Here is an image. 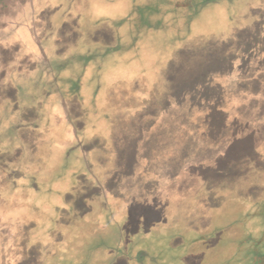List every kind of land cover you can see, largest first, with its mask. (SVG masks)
<instances>
[{"label":"rangeland","instance_id":"obj_1","mask_svg":"<svg viewBox=\"0 0 264 264\" xmlns=\"http://www.w3.org/2000/svg\"><path fill=\"white\" fill-rule=\"evenodd\" d=\"M0 264H264V0H0Z\"/></svg>","mask_w":264,"mask_h":264},{"label":"trees","instance_id":"obj_2","mask_svg":"<svg viewBox=\"0 0 264 264\" xmlns=\"http://www.w3.org/2000/svg\"><path fill=\"white\" fill-rule=\"evenodd\" d=\"M124 183L129 184V182L127 183L126 181H125ZM130 185H131V184H130ZM125 187H127V186H126V185H125V186L123 185V188H125ZM121 195H122V194H121Z\"/></svg>","mask_w":264,"mask_h":264}]
</instances>
